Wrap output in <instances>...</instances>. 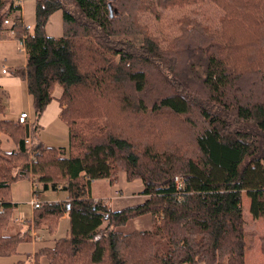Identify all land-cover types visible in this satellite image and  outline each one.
<instances>
[{"label": "trees", "instance_id": "1", "mask_svg": "<svg viewBox=\"0 0 264 264\" xmlns=\"http://www.w3.org/2000/svg\"><path fill=\"white\" fill-rule=\"evenodd\" d=\"M23 1L0 0V43L6 20L25 37L36 121L63 89L69 146L3 118L0 89V256L31 239L15 230L10 197L30 179L68 194L36 209L43 235L70 219V234L37 254L49 264H246L244 192L264 220V0H35L31 29ZM58 11L54 38L46 28ZM120 172L142 180L146 202L113 211L92 197L93 182L113 185ZM144 215L149 231H118Z\"/></svg>", "mask_w": 264, "mask_h": 264}, {"label": "crops", "instance_id": "2", "mask_svg": "<svg viewBox=\"0 0 264 264\" xmlns=\"http://www.w3.org/2000/svg\"><path fill=\"white\" fill-rule=\"evenodd\" d=\"M21 7H22L21 15L23 22L24 24L29 25L25 21L26 7L24 6V4H22ZM35 9H36V3L34 7V23H35ZM59 12L61 11H58L51 16L46 28L48 35L54 38H59L63 36V32H64L63 13L62 16H60ZM54 16H56V19H53L54 20L53 21L52 18H54ZM54 25L56 26L57 29L56 32L54 31L52 32ZM57 25L61 26V29H59ZM14 34L15 33L12 31L10 26L6 25V31L3 35V40L0 43V89H2L3 93L5 94L6 93L5 91L9 92L11 87L14 88L18 87L21 92V97L24 98L29 104L31 98L28 92V84L25 76L26 67H27V56H26V52H23L21 50L19 51L20 45ZM5 69H7L6 73L3 72ZM62 93H63V89L59 86H56L53 93V101L47 107L40 120L39 121L35 120V122H32L31 120V123H37L38 125L37 129L39 130L40 134L41 133L44 134L46 130H48L55 124L57 125L59 124V122H61L62 106L59 100L62 96ZM23 112L26 111H22L21 113ZM16 119H19V115L18 118ZM39 140L42 141L44 144H46L45 140L44 141L42 139ZM46 145L49 146L48 144ZM99 181L104 182V184L106 183L108 186L109 185L111 186V184L107 180H99ZM99 181L93 182V187ZM93 191L94 189L92 188V193H91L92 197L96 200L103 201L104 205H106V207H108L113 211H119L127 207L143 204L148 199V196L142 194V192H140L141 195L138 196H128V195H124V192L122 190L119 191L116 190L115 192H113V194L110 195L103 194L101 196H94ZM141 191H143V189ZM32 196H33V189H32V182L30 179L21 180L12 185L10 191V197L12 203L14 204V210H13L14 219H18V218H22L24 220L34 219L36 209H34L31 203ZM127 197L130 198L134 197L133 198L134 202H126ZM67 200H68V194L65 200H61L59 198L58 201H53V202H64ZM111 200L112 201L114 200L115 203L112 204ZM117 201L122 203L118 205ZM153 223H154L153 217L151 215H144L139 218L131 219L125 226L118 228V231L124 234H129L136 231H149L152 228ZM136 224H138L139 226H136ZM106 225L107 223L105 222L103 227H105ZM15 230L22 231V233L27 232L29 230V224L16 223ZM70 230H71L70 219L67 215H64L60 222L58 231L54 236L47 234L45 231L43 232L44 235L41 233L40 230L39 232L43 236H46V241L54 242L55 239L63 238L69 235ZM10 260L13 261L14 259H10Z\"/></svg>", "mask_w": 264, "mask_h": 264}, {"label": "rangeland", "instance_id": "3", "mask_svg": "<svg viewBox=\"0 0 264 264\" xmlns=\"http://www.w3.org/2000/svg\"><path fill=\"white\" fill-rule=\"evenodd\" d=\"M35 3L36 2L34 0H25L22 2V4H24V6L26 7L25 21L30 26H34ZM201 11L202 14L204 15L205 13L214 15L213 9L210 8L209 6H204L201 9ZM59 15L62 16V11L59 12ZM53 19H56V16H54L52 20ZM58 27L59 29H61V26ZM56 30H57L56 26L54 25L52 32L53 31L56 32ZM20 50L21 47H19V51ZM5 92L6 93L4 94L3 103L6 104V112L3 118L17 120L16 118H18V115H20L22 111H26L27 113L30 114L32 122H35L36 115L34 113L33 104L32 102L28 104V102L21 97L20 89L18 87L15 88L11 87L9 92L7 91ZM36 134L39 139H42L43 141L45 140L46 144H48L49 146L64 147V148H68L69 146L68 128L65 125V123H63L62 120L61 122H59V124L57 125L55 124L48 130H46L44 134L42 133L40 134L39 130L36 132ZM2 141H3L2 146L5 151L11 152L15 149L14 142L11 139H9L7 135H4L2 137ZM126 178H127V174L125 172H120L117 182L111 186L109 185L110 187L106 183L104 184V182L99 181L93 187L94 189L93 195L94 196H101L103 194L110 195L113 194V192H115L116 190L118 191L122 190L124 192V195H128V196L141 195L140 192L143 189L142 180L137 179L134 181H129ZM38 193H39V201L42 204L58 201L59 198L61 200H65L67 197L66 192L61 190L60 191L47 190L45 192L41 189L40 192ZM133 198L127 197L126 202H134ZM249 200H250L249 197L244 192L242 202L244 206V218L246 221L245 229L247 231L246 243L248 246L252 247L246 250V255H245L246 264H264V255L262 254L261 251V242H260L261 238L264 237V220L256 219L251 215ZM111 202L112 204L115 203L114 200L113 201L111 200ZM121 203L122 202L117 201L118 205H120ZM153 222H154V218H153ZM136 226L139 225L136 224ZM52 246H54V242L46 241V236H44L43 241H38L36 243L31 242V239H29V241H22L18 244L15 253L8 256H0V264H49L48 259L45 255L37 256V254L40 252L41 249ZM10 259H14V260L12 261Z\"/></svg>", "mask_w": 264, "mask_h": 264}, {"label": "built area", "instance_id": "4", "mask_svg": "<svg viewBox=\"0 0 264 264\" xmlns=\"http://www.w3.org/2000/svg\"><path fill=\"white\" fill-rule=\"evenodd\" d=\"M8 23H10V21L6 20V24H8ZM19 45L21 47V51L26 52L25 38L20 40ZM6 71H7V69H5L3 72L6 73ZM19 122L31 124L30 114L27 112L21 113V115H19ZM26 143H28L30 146H32V144H33L32 139H28L26 141ZM31 157H32V159H35L33 154L31 155ZM177 182L181 183V179L177 178ZM39 187H40V185L38 183L32 181L33 196H32L31 203H32V206L34 207V209H39L42 205V203H40V201H39V193H38ZM15 222L19 223V224H24V223L29 224V230L28 231H30L31 242L36 243L38 241L44 240V236L37 230V228L34 224L35 223L34 219L24 220L22 218H18V219H15Z\"/></svg>", "mask_w": 264, "mask_h": 264}, {"label": "bare ground", "instance_id": "5", "mask_svg": "<svg viewBox=\"0 0 264 264\" xmlns=\"http://www.w3.org/2000/svg\"><path fill=\"white\" fill-rule=\"evenodd\" d=\"M21 5H22V3H21ZM10 21V20H9ZM5 25H10V27H11V25H12V21H10V23H8V24H6V21H5ZM25 28L26 29H31V27L29 26V25H26L25 24ZM25 38V37H24ZM18 42H20V40H18Z\"/></svg>", "mask_w": 264, "mask_h": 264}]
</instances>
